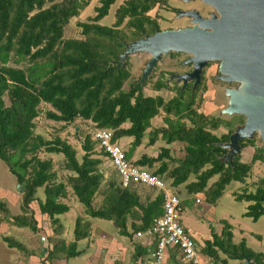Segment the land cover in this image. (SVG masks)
I'll list each match as a JSON object with an SVG mask.
<instances>
[{
    "label": "trees",
    "instance_id": "1",
    "mask_svg": "<svg viewBox=\"0 0 264 264\" xmlns=\"http://www.w3.org/2000/svg\"><path fill=\"white\" fill-rule=\"evenodd\" d=\"M87 1L0 0V157L8 163L17 180L26 186L23 208L27 209L26 211L31 210V218L34 221L30 222L26 214L14 215L12 219L17 225H30L37 230L38 220L34 217V208L31 206V202H35L40 212L49 214L54 222H58L60 231L63 230L60 219L55 215L69 211V206L62 201V198L68 196V190L64 182L55 180L56 172L52 170V159L42 158L38 154L40 147L47 151L63 153L66 159L65 168L76 172V175L69 177L73 193L85 205V214L88 215V218L77 217L75 241L68 246L62 241L60 245L49 248L44 257L49 259L56 257L58 246H64L63 252L67 257L77 256V241L92 234V218L112 219L119 233L135 240V233L148 229L155 217L163 212L165 192L142 184L155 190L144 191L142 195L135 187L137 185L123 186L121 179L119 182L116 178H109L103 205L95 207L93 199L100 190L104 172L100 168L103 158L92 157L95 145L91 134L84 136L81 146L85 153L81 162L77 150L60 136L48 140L41 134H36L35 139L31 141L35 126L34 117L38 114L37 106L41 101L51 103L56 109L46 112L50 118L71 123L80 117L94 122L95 126L111 128L112 139L124 135L132 136V143L127 150L128 157L136 163L148 166L150 171L162 178V175L167 173L166 176L172 177V185L175 187L187 182L186 188L189 192L206 191L209 197H221L228 184L244 180L253 162L264 158L262 153H255L251 161L241 159L244 147L255 142L251 137L240 140L243 148L232 161L222 159L228 150L221 144L230 140L229 135L233 131L230 129L221 136L210 131L218 128L223 122L218 117H207L192 106L197 88L180 91L178 96L169 100H165L162 95H145L140 81L134 82L128 90L123 89V83L130 72L120 61V52L115 53L114 47L108 48L106 45L107 52L116 54L114 60L110 59L99 39V36H108L117 41L118 47L126 46L122 38L117 36L116 26L99 22L109 14L114 0H99L101 4L96 7L94 22L81 24L84 34L91 35L90 38L63 39L65 23L78 15L80 8L85 6ZM153 1L127 0V3L117 10L116 23L120 24L126 16H130L129 23L136 27V37L148 32L149 27L152 32L155 31L154 20L146 14ZM46 2L51 4L45 7ZM13 51L17 55L16 62L26 58L31 62L26 67L8 65ZM155 83L156 88L166 84L164 79ZM185 92L191 93L188 101L183 99ZM5 93L11 99L9 106L5 104ZM161 107L166 111L164 120L167 126L154 128V136H150L149 141L153 143L155 135L161 131V138L167 143L185 142L186 154L176 159L171 155L170 147L163 146L158 155L144 153L140 158H134L135 149L142 143L150 118L158 113ZM170 113L176 115V118L171 117ZM185 116L190 119L191 124L181 120ZM126 120L130 125L122 126ZM225 124L231 125L230 122ZM31 153L33 154L30 156ZM164 158H174L176 163L169 166L168 160ZM156 161H160V164L151 170ZM192 175L195 178L189 180ZM215 175L220 177L209 187V182ZM40 187L44 188V199L38 195ZM243 198L253 201L250 204L251 209L246 213L258 219L264 213V180L256 191L239 196V199ZM6 201L0 196V210L8 214L10 209ZM227 236L228 238L224 239L214 233L213 240L206 241L205 254L214 259L218 258L216 247L229 253L230 246L237 245L232 241L233 233L228 232ZM4 239L10 246L23 247V243L12 235L5 234ZM156 242L154 239L151 245H144L137 241L136 250L132 254L134 263L142 259L141 256L150 254L156 248ZM242 247L246 249L245 254L232 251L231 257L242 259L244 255H248L253 257L257 264H263L261 260L264 253L246 246L245 242ZM171 249L176 252L172 251L171 255L179 252V248ZM174 257L178 264L180 259ZM222 264H226V260H223Z\"/></svg>",
    "mask_w": 264,
    "mask_h": 264
},
{
    "label": "rangeland",
    "instance_id": "2",
    "mask_svg": "<svg viewBox=\"0 0 264 264\" xmlns=\"http://www.w3.org/2000/svg\"><path fill=\"white\" fill-rule=\"evenodd\" d=\"M55 1L62 2L67 0ZM124 3H127V0H114L109 14L100 19L99 22L109 26H116V28H118L115 29L117 36L121 37L126 45L132 40L140 38L144 35L136 37V27L129 23L130 16H126L122 23H116L118 18L117 10ZM49 4H51V2H46L44 6L47 7ZM100 4L99 0H88L87 4L80 8L79 14L71 17L69 21L65 23L63 39L86 40L90 38L91 35L84 34L81 24L94 22V16L97 14L96 7ZM171 5H175L176 8ZM193 8L202 10L204 14H208L211 10L210 6L203 0H154L151 7L146 11V14L150 15L155 24H159V28L181 27L190 24V17L186 15L179 16V14H181L183 10ZM153 32L149 27L147 33L152 34ZM99 39L102 41V47L105 52L108 50L106 45H108V48L114 47L115 53L120 52V55L125 51L126 46L124 48L123 46L118 47L117 41L108 38V36H99ZM61 45L62 43L59 46ZM107 54L110 59L114 60V58H116V54L114 53L107 52ZM188 54L189 52L185 51H172L163 55V58L157 63L153 72L145 80L144 84L141 82V75L146 62L151 56L150 52L146 50H137L135 52L128 53L123 57L122 61L120 57V61L130 72L129 77L125 79L123 83V89L128 90L134 82L140 81L145 95H162L165 100H169L173 96H178L179 92L177 91L176 86H173L175 79L170 81V86L165 84L161 88H156L155 82L159 79H164L165 81L169 80L171 72L189 70L192 64L185 62L181 63L182 60L187 58ZM16 57L17 55L13 51L11 53V59L7 62V64L26 67L31 62L28 58L23 59L20 62H16ZM203 73L202 83L197 87V92L192 106L196 108L198 112L205 113L207 117H218V119L223 122L218 128L210 129L213 134L221 136L223 133H227L230 129L234 131L237 129V126L243 124L245 115L242 113L228 115L223 113L222 110L229 104V97L226 95V88L236 87L237 81L227 82L221 79L220 76L222 74L220 72L219 60L209 61V63H207L204 67ZM176 83L179 84L178 81ZM185 85L186 84L182 86L181 91L185 90ZM190 97L191 93L185 92L183 99L188 101L190 100ZM4 99L6 106L11 105V99L7 93H5ZM37 108L38 114L34 117V133L30 140L33 141L36 134H41L43 138L48 140H52L55 136H60L64 141L69 143L71 147L77 150V156L80 162L82 161V157L85 153L81 146L84 136L86 134H91V138L93 139L92 133L96 130V128L111 129L109 127L95 126L94 122L80 117L75 118L71 123H64V120L50 118L46 112L48 110L56 111V109L51 103L46 101H41ZM165 115L166 111L163 107H161L159 112L150 118V124L146 128L142 138V143L145 144L142 152H148L151 155H158L162 151L163 146H169L171 155H173L174 158L179 159L180 156H184L186 154L185 142L174 141L172 143H167L166 140L161 138V131L155 135L156 137L153 143L149 141L150 136H154V128L167 126V122L164 120ZM170 116L176 118V115L172 113H170ZM181 120L188 125L191 124L190 119L186 118V116L182 117ZM225 122H230L231 125L227 126ZM121 125L129 126L130 122L126 120ZM132 138V136L124 135L121 136V138H118V141L123 148L128 150L132 143ZM252 138L255 139V142L251 143L248 147H245L244 150H242L243 153L241 159L243 161L252 158L255 153H262L264 155V140L260 137L259 132H254ZM94 145L95 150L93 151L92 157L95 158L100 156L103 158L100 168L104 172V176L101 180L100 190L93 199L94 206L99 208L103 205L105 192L108 188V179L116 178L120 182L121 175L114 167L101 145H99V142L94 140ZM32 154L33 153H31L30 156ZM38 154L42 158L52 159V170H55L56 172L55 180L57 182H64L68 190V196L66 198H62V201L69 206V211L64 214L55 215L60 219V222L63 225V230L60 231L58 222H54L53 218L50 217L49 214L43 212L41 213L38 204H35V202H31V206L34 208L33 215L38 220V229L36 230L30 225H17L14 223V219H12V217L18 214H26L30 222H33L34 220L31 218V210L29 209L26 211L27 209L23 208L24 184L22 183L23 185L19 188V181L17 180V177L11 171L8 163L0 157V196H2V199L4 198L7 200L6 202L10 209L8 214L6 211L0 210V264H35L30 258V255H32L31 253L36 254V256L44 262V259L49 258H42L40 255V250L43 246L42 242L48 243V246L50 245V248H53V242H55L54 245L56 246L58 244L60 245L62 241L66 243V239L73 240L77 217L81 216L82 218H88V215L85 214V205L79 201L76 195H74L72 187L69 183L70 175H76V172L65 168L66 159L63 153L47 151L44 147H40ZM141 156H134V158L138 159ZM174 158L164 159H167L169 166H172L176 163ZM222 159L225 160L224 157H222ZM158 164H160V161H156L155 165L151 167V170H154ZM169 170L170 168L168 171ZM166 175H162L166 181L167 187L165 189H169L171 191H175V189L179 190V195L183 198V210L180 214L181 222L195 234L196 239L198 237L201 242L204 243V235L213 236L214 233H218L220 237H224V239H226L228 238V232L233 233L232 241L237 246H230L229 253H226L222 249L216 247L219 256L214 259L215 264H222L223 260H226V264H242L243 260L232 259L230 252L236 251L241 255L245 254L246 249L242 247L244 242H246V244L255 251L264 253V213L258 219H254L253 215L246 213L249 209H251L250 204H252L253 201L248 200L247 198L239 199L241 194L254 192L257 190L258 186L262 184L264 180V158L256 159L245 179L233 181L228 184L223 190V195L218 198H215V196L209 197L206 191L189 192L186 188L187 182L175 187L172 185V177H168ZM219 177L220 175H215L210 180L209 187L211 185L213 186ZM194 178L195 176L192 175L189 177V180ZM135 187L141 191L142 195L145 192H148V190L149 192L153 190L151 187L143 185H137ZM11 190L14 191L13 194ZM153 194H155V192ZM38 195L43 199L45 198L43 187L39 188ZM197 197H200L201 201L198 202L196 200ZM92 221V237L88 238L90 242L94 241L96 239V235L101 234L102 231L107 233L108 236L115 235L119 238V240L129 241V238H127L126 235L118 232L112 219L100 217L92 218ZM45 230L50 232V234H45ZM5 234L12 235L17 240L21 241V243H23V247H9L10 245L4 239ZM43 235L46 236V240L42 239ZM88 247L91 248L87 250ZM93 247L94 245H89L87 241H79L78 249L87 250V253L81 252L77 256L68 258L67 264H83L85 257H87V255H91L92 251H94ZM57 248L59 251L56 253L62 256L60 257L61 259L64 258V255L66 256V253H63L64 246H58ZM133 250L134 245L130 243L129 251L126 253L124 258V264H135L134 257L132 256V252H134ZM203 252L205 255L206 252L204 250ZM203 259L205 260L207 258L203 257ZM170 263H172L171 260ZM43 264H47V262H44ZM60 264H64V262L61 261ZM180 264H183L182 261Z\"/></svg>",
    "mask_w": 264,
    "mask_h": 264
},
{
    "label": "water",
    "instance_id": "3",
    "mask_svg": "<svg viewBox=\"0 0 264 264\" xmlns=\"http://www.w3.org/2000/svg\"><path fill=\"white\" fill-rule=\"evenodd\" d=\"M203 1L217 9L219 17L213 14L211 18H206L194 9L183 10L179 16L194 17L192 24L156 27L152 34H145L127 43L121 54V61L128 53L137 50L150 52L151 56L141 75V82L144 84L163 55L172 51L189 52L191 56L186 62L192 63V70L175 75L184 84L189 79H195L196 85L201 80L207 63L219 60L221 79L241 82L239 86L226 89L229 104L222 112L228 115H246L243 124L229 135L230 140L221 144L228 150L224 159L232 161L242 149L240 140L251 138L255 131L264 140V0H258L259 5L261 2V9L256 11L249 9L247 4L245 8L242 0ZM21 185L22 182H19V188ZM47 245L43 242L41 256L47 250ZM242 264L253 262L245 255Z\"/></svg>",
    "mask_w": 264,
    "mask_h": 264
},
{
    "label": "built area",
    "instance_id": "4",
    "mask_svg": "<svg viewBox=\"0 0 264 264\" xmlns=\"http://www.w3.org/2000/svg\"><path fill=\"white\" fill-rule=\"evenodd\" d=\"M112 129L96 128L92 133L93 139L106 151L112 164L121 175L123 186L148 185L157 190H164V210L155 217L152 225L146 230H138L136 237L148 239V245L156 239V248L150 256L155 262L161 264L164 253L169 248H179L181 258L189 264H207L202 256V249L197 242L194 233L185 227L180 219L183 210V198L175 191L165 189L166 181L157 173L150 171L145 165L136 163L127 155V150L119 143L118 138L112 139ZM201 201L200 197L196 199ZM46 240V236H42Z\"/></svg>",
    "mask_w": 264,
    "mask_h": 264
},
{
    "label": "crops",
    "instance_id": "5",
    "mask_svg": "<svg viewBox=\"0 0 264 264\" xmlns=\"http://www.w3.org/2000/svg\"><path fill=\"white\" fill-rule=\"evenodd\" d=\"M144 145H145L144 143H141L139 146L136 147L135 152H134V156H141L144 153V152H142ZM248 146H246V147H248ZM145 153H148V152H145ZM148 154H150V153H148ZM247 160L250 161L251 158H249ZM247 160H244V161H247ZM120 179H121V177H120ZM11 192H12V194L14 193V191H12V190H11ZM117 230H118V228H117ZM92 231H93V229H92ZM44 233L45 234L46 233L50 234V232H48L47 230H45ZM216 234H218V233H216ZM73 235H74L73 240L66 239L67 240L66 243H65L66 246H68L71 242L75 241V233ZM204 236H205L204 237L205 238V242L204 243H202L200 238L197 237V239H198L197 242L200 244V247L202 249V253L203 254H204L203 250H204V248L206 246V241L207 240H213V236L212 235H204ZM90 237H92V236H90ZM90 237H88V238H90ZM88 238H85V239H82V240L87 241L89 245L93 244L94 245V247H93L94 251H92L91 255H87V257H85V261L83 262V264H100V263L101 264H124V258H125L126 253L129 251L130 243H132L134 245V250H133L134 252L136 250L135 247L137 245V241H141L144 245H148V239H146L144 237H136L135 240H134L133 237L127 236V238H129V241L128 240H119V238L116 237L115 235H109L108 236V234L104 233L103 231L101 232V234H97L96 235V239L94 241H92V242H90V240ZM199 240H200L201 243L199 242ZM79 241H81V240H79ZM79 241H77V249L76 250L79 252V254L81 252L87 253V250H89L91 247H88V249L86 251L85 250H80V249H78V242ZM54 243L55 242L52 243V246H54ZM246 246H248V245L246 244ZM9 247H11V246H9ZM49 248H50V245L48 246L47 250L44 251L42 258H44L46 256ZM172 251H173V253H176L171 248H170V250H167L166 253H164V257H163V260L161 261L162 262L161 264H176V259H175L174 256L178 257L180 259V261H182L183 264H186V262H184V260L181 258V255H180L181 253L180 252L177 251V254L171 255ZM261 253H263V252H261ZM31 254L32 255H30L31 256L30 258L32 259V261L35 264H41V262L43 264V261H41L36 256V254H33V253H31ZM132 254H134V253L132 252ZM102 255H103V258H102ZM60 257H62V256L57 254L56 257L52 258L51 260L50 259H44V262H47V264H60V262L63 261L64 264H67V259L70 258V257H67L65 255H64V258H62V259ZM72 257H74V256H72ZM204 257L207 258V259L204 260V262H206L207 264H215L214 258L208 256L207 254H205ZM33 258H34V260H33ZM140 258H142V259H140ZM140 258H139L140 260L137 261L136 264H159L158 262H155L153 260V258L150 256V254H147L145 256H141ZM232 259H235V258H232ZM250 259L252 260V262L254 260V264H255V262L257 264V261L253 257L250 258ZM170 260L172 261V263H170ZM241 260H243V258ZM180 261H179L178 264H180ZM261 261L263 262L264 258H262Z\"/></svg>",
    "mask_w": 264,
    "mask_h": 264
},
{
    "label": "flooded vegetation",
    "instance_id": "6",
    "mask_svg": "<svg viewBox=\"0 0 264 264\" xmlns=\"http://www.w3.org/2000/svg\"><path fill=\"white\" fill-rule=\"evenodd\" d=\"M243 2H244V5H245V8H246V4H247V6H249V9H250V8H253L254 11H256L257 9H261V8H260V7H261V2H260V5H259V4H258V0H242V3H243ZM208 5H209L210 8H211V10L209 11L208 14H204V13L202 12V10H200V9H198V8H193V9L196 10V11H198L200 15L205 16L206 18H208V17L211 18L213 14H215L216 16L219 17V12L217 11V9H215V8H214L213 6H211L210 4H208ZM171 6H173L174 8H176L175 5H171ZM193 19H194V17H190V24H192ZM205 22H206V21H205ZM190 24H188V25H190ZM210 24H211V23H210ZM156 27H159V24H155V29H156ZM145 34H148V33L146 32V33H144V35H145ZM261 38H262V36H261V34H260V38H259V39H261ZM263 38H264V37H263ZM190 56H191V53H189L188 56H187V58H185V60H182L181 63H182V62L187 63L186 60H187ZM189 64H192V63H189ZM192 66H193V65H192ZM192 66H191V68H190L189 70H185V71H181V72H171V74L169 75V76H171L170 79L167 80V81H165V80H164V81L166 82L167 85L170 86V85H171V84H170V81H172V79H175V83L173 84V86H176L177 91L180 92L182 86L184 85V81L181 80V82H180L179 78L175 75V73H184V72H188V71L192 70ZM203 69H204V68H203ZM203 75H204V73H203V71H202L201 80H200L196 85H195V79H189L188 82L186 83V85L184 86V89H185V90H187V89H188V90H189V89H191V90L196 89V88L199 86V84L202 83V77H203ZM177 81H178L179 84L176 83ZM240 83H241V82H237V86H239ZM227 88H229V87H227ZM227 88H226V89H227ZM182 91H183V90H182ZM243 115H245V114H243ZM245 117H246V115L244 116L243 122H244V120H245ZM257 132H258V131H257ZM255 133H256V131H255ZM253 134H254V133H253Z\"/></svg>",
    "mask_w": 264,
    "mask_h": 264
},
{
    "label": "clouds",
    "instance_id": "7",
    "mask_svg": "<svg viewBox=\"0 0 264 264\" xmlns=\"http://www.w3.org/2000/svg\"><path fill=\"white\" fill-rule=\"evenodd\" d=\"M228 142V141H227ZM227 142H225V143H227ZM223 144V143H222ZM126 149V148H125ZM228 152V151H227ZM226 155V154H225ZM245 257V256H244ZM244 257H243V259H244ZM250 257V256H249Z\"/></svg>",
    "mask_w": 264,
    "mask_h": 264
}]
</instances>
